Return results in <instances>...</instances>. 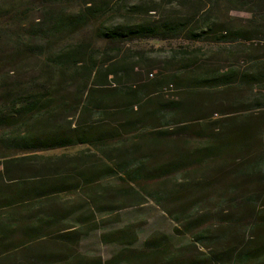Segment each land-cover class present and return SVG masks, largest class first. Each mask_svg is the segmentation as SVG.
Instances as JSON below:
<instances>
[{
    "label": "trees",
    "instance_id": "16d2710c",
    "mask_svg": "<svg viewBox=\"0 0 264 264\" xmlns=\"http://www.w3.org/2000/svg\"><path fill=\"white\" fill-rule=\"evenodd\" d=\"M72 1L0 0V264H264V0Z\"/></svg>",
    "mask_w": 264,
    "mask_h": 264
},
{
    "label": "rangeland",
    "instance_id": "374dc122",
    "mask_svg": "<svg viewBox=\"0 0 264 264\" xmlns=\"http://www.w3.org/2000/svg\"><path fill=\"white\" fill-rule=\"evenodd\" d=\"M76 0H73L71 3H75ZM70 5V4H69ZM232 16H238L245 18L248 15L240 11H232L230 13ZM92 28L89 27L87 30L78 34L75 38L88 37L91 35ZM180 45L179 41H160L155 39H146L140 43V46L143 47L150 57L155 58L156 60H162L171 52L172 48L178 47ZM264 39L248 41L239 45L245 49V51L251 52L255 51L258 55L264 53ZM232 46V45H226ZM236 48V45L235 47ZM232 48V49H233ZM230 49V50H232ZM243 52L234 51L227 56H222V59H228V61H234L236 58H241ZM243 67H247L248 64L242 63ZM151 74H149L150 76ZM170 93L172 90L167 89ZM223 108H229V106L223 104ZM4 130L0 128V133ZM82 146H77L70 149H57L54 151H49L46 153H60L63 151H75ZM120 222L112 225L121 226L126 223L136 222L138 224V241L142 242L150 233L155 230H159L167 233L170 238L176 244H182L188 241L186 235H176L173 232L174 222L164 213L157 205L152 201H148L145 204L124 208L119 211ZM111 226L100 227L99 229L92 231L89 235L83 237L77 244L78 249L88 255H100L103 258H107L116 252L119 249L117 244H104L100 241L99 235L101 232L110 228Z\"/></svg>",
    "mask_w": 264,
    "mask_h": 264
}]
</instances>
